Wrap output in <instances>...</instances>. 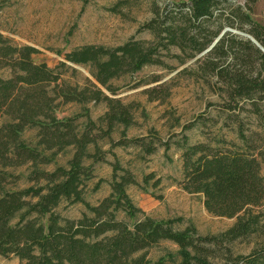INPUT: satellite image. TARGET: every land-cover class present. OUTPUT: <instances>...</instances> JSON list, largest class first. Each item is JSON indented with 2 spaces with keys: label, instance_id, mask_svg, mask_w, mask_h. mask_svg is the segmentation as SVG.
<instances>
[{
  "label": "trees",
  "instance_id": "obj_1",
  "mask_svg": "<svg viewBox=\"0 0 264 264\" xmlns=\"http://www.w3.org/2000/svg\"><path fill=\"white\" fill-rule=\"evenodd\" d=\"M221 1L225 0L171 1L163 9L155 10L154 17L142 25L153 34L152 41L130 39L113 48L84 45L65 55L72 63L92 67L100 86L90 83L78 87L67 83L56 68L33 61L35 48L13 45L0 34V70H8L7 76L0 75V119L4 118L0 123V257L14 256L18 264H170L178 256V264H212L204 243L231 242L256 230L259 219L251 208L264 199V178L260 174L259 153L249 147L250 136L244 133V119L247 124L264 127V51L247 37L224 31L225 24L216 12ZM231 15L244 21L241 23L248 25L246 34L264 48V26L252 19L251 8L247 14L235 11ZM207 22H216V28L210 30ZM226 25L242 27L233 19ZM222 32L197 63L223 84L229 99L221 109L224 121L234 125L237 137L247 144V149L234 142H229L230 147L212 142L190 143L186 135L174 142L159 139L146 142L145 138L121 136L113 144L136 145L143 153L152 154L157 146L167 151L174 143L181 151V187L189 193L202 194L209 213L236 217L235 223L212 236L197 235L192 225L175 229V219L157 221L143 216L130 226L117 213L135 219L142 212L127 193L129 185L139 183L117 161L112 163L109 194L95 205L85 201V182L93 178L92 164L103 161L104 152L90 132L77 130V115L57 118V106L106 101L108 111L102 118L107 122L108 132L117 123L128 126L127 107L103 90L114 93L109 81L148 64H162L160 52L166 50L171 55L170 46L185 53L189 49L186 58H194ZM244 100L247 116L240 117L235 110L243 108L239 103ZM199 121L205 124L217 122V118ZM92 124L88 120L87 129ZM194 124H186L184 129H191ZM30 128L37 130L32 146L22 138V133ZM256 134L253 130L249 135ZM89 145H93L91 152ZM68 146H73L74 153L67 165L45 169ZM85 160L91 163L86 165ZM22 166L28 167L26 178L33 184L5 189L9 177L17 179L5 169ZM152 179L154 186L161 182L153 172L143 176L145 184ZM63 201L82 203L89 214L84 213L78 219L62 218L55 209ZM162 240L176 244V254L167 252L157 260L148 259L146 251ZM233 264H264V244L246 255L236 256Z\"/></svg>",
  "mask_w": 264,
  "mask_h": 264
},
{
  "label": "rangeland",
  "instance_id": "obj_2",
  "mask_svg": "<svg viewBox=\"0 0 264 264\" xmlns=\"http://www.w3.org/2000/svg\"><path fill=\"white\" fill-rule=\"evenodd\" d=\"M171 1L188 0H0V34L13 45L35 48L37 52L33 54V61L56 68L67 83L78 87L90 83L100 86L93 77L92 67L72 63L65 59V55L84 45L113 48L130 39L152 41L153 34L142 25L154 17L155 10L163 9ZM249 8L252 19L264 26V0L221 1L216 12L221 15L220 21L225 24V32L246 39L241 33H247L248 25L233 17L231 12L247 14ZM232 19L237 26L242 24L241 29L226 25ZM207 23L210 30L217 26L216 22ZM169 50L171 55L161 50L162 64H148L137 72L111 79L109 84L114 89L113 94L103 88L105 94L120 101L129 110L128 126L117 123L108 132L107 122L102 118L108 111L106 101L59 104L55 115L59 119L77 115V130L90 132L104 152L103 161L92 164L93 178L85 182V201L95 205L109 194L112 163L117 161L129 169L139 183L129 185L127 193L142 211L135 219L118 212V218L124 219L130 226L143 216L157 221L175 219V229L192 225L197 235H217L232 226L236 217L209 213L204 207L202 194L189 193L181 187V151L174 143L167 151L159 145L152 154L143 153L136 145L113 144L121 136L145 138L146 142L157 139L174 142L186 135L190 143L212 142L230 147L229 142H234L247 149V144L237 137L234 125L224 121L225 115L221 109L229 99L223 84L197 63L204 54L186 58V54L191 52L189 49L185 53L170 46ZM61 62L65 65L61 66ZM0 75L7 76L8 70H0ZM239 106L243 108L235 112H239L240 117L247 116V102L241 101ZM199 118H217V122L207 121L203 124ZM3 120L1 118L0 123ZM88 120L93 122L89 129ZM189 123H195L194 127L184 129ZM244 123V133L250 136L249 147L259 153L260 174L264 178V127L247 124V119H244ZM253 130L257 134L251 137L249 134ZM36 133V128L27 129L22 133V138L32 146L36 141ZM88 150L91 152L93 145H89ZM73 153V146L66 147L45 169L51 170L56 165L66 166ZM90 163V160H85L86 165ZM5 170L17 178L9 177L5 189H20L33 184L26 178L29 173L27 166ZM150 172L154 173L155 178L161 179L158 186L153 185L154 179L148 184L143 182V176ZM55 211L66 219H78L88 213L82 203L66 201ZM251 211L259 219L254 232L231 242L204 243L209 248L208 259L212 264H233L236 256L246 255L264 244V199ZM177 249L178 246L173 242L162 240L146 251V257L157 260L167 252L176 254ZM178 261L177 256L175 262L170 264H178ZM18 263V258L14 256L0 257V264Z\"/></svg>",
  "mask_w": 264,
  "mask_h": 264
},
{
  "label": "water",
  "instance_id": "obj_3",
  "mask_svg": "<svg viewBox=\"0 0 264 264\" xmlns=\"http://www.w3.org/2000/svg\"><path fill=\"white\" fill-rule=\"evenodd\" d=\"M226 30V29H225ZM224 30V31H225ZM223 31V32H224ZM223 32L215 39V41L211 44L210 47H208L205 51H203L202 53L199 54L200 55H203L204 53H206L207 51H209V49L215 44V42L220 38V36L223 34ZM242 35H244L245 37H247L248 39H250L257 47H259L262 51H264V48L253 38L251 37L250 35L248 34H245V33H241Z\"/></svg>",
  "mask_w": 264,
  "mask_h": 264
}]
</instances>
